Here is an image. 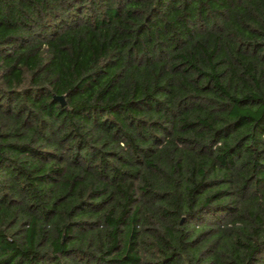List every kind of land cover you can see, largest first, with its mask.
<instances>
[{
	"label": "trees",
	"instance_id": "1",
	"mask_svg": "<svg viewBox=\"0 0 264 264\" xmlns=\"http://www.w3.org/2000/svg\"><path fill=\"white\" fill-rule=\"evenodd\" d=\"M0 264H264V0H0Z\"/></svg>",
	"mask_w": 264,
	"mask_h": 264
},
{
	"label": "water",
	"instance_id": "2",
	"mask_svg": "<svg viewBox=\"0 0 264 264\" xmlns=\"http://www.w3.org/2000/svg\"><path fill=\"white\" fill-rule=\"evenodd\" d=\"M54 99L60 103L61 106L64 105V97L63 96H54Z\"/></svg>",
	"mask_w": 264,
	"mask_h": 264
}]
</instances>
